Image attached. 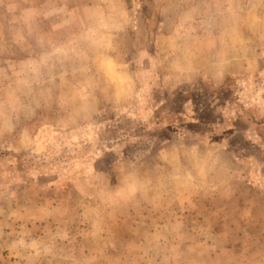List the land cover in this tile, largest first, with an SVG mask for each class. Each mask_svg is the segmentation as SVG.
<instances>
[{
    "label": "rangeland",
    "instance_id": "1",
    "mask_svg": "<svg viewBox=\"0 0 264 264\" xmlns=\"http://www.w3.org/2000/svg\"><path fill=\"white\" fill-rule=\"evenodd\" d=\"M262 112L264 0H0V264H264Z\"/></svg>",
    "mask_w": 264,
    "mask_h": 264
},
{
    "label": "clouds",
    "instance_id": "2",
    "mask_svg": "<svg viewBox=\"0 0 264 264\" xmlns=\"http://www.w3.org/2000/svg\"><path fill=\"white\" fill-rule=\"evenodd\" d=\"M134 69H135V64L132 65L133 74H134ZM190 71L195 72L196 70L190 69ZM175 78L177 80V84L174 87H176L180 91H183L185 88H191L192 90L208 91L212 95L216 96V95H218L219 91L223 90V89H217L216 91H214L213 88L209 85V83L204 79L199 80L196 83H192L191 80H188L187 82H185L184 80H181L179 78V76H177ZM129 84H130L129 93H127L125 96H122L119 100H117V103H120L121 100L129 99L131 96V91L135 90L136 88L139 87V84L137 83V81L135 79L130 78ZM141 92H146V89H141ZM155 97H156V99H158L160 101V103L156 105L157 108L161 109V111H164L165 109L168 108L169 97H166L164 95V93L161 92L159 89L156 90ZM113 99H116V98L113 97ZM125 111H127V109H125ZM222 111L225 113H231L232 115L235 114L232 111L231 106L224 107L222 109ZM261 115H264V112H262ZM259 118L260 117H257V119H259ZM186 126L189 127V129L191 131L196 132V133H199V132L204 130L197 124L196 121H192L190 124H186ZM4 131H11V128L6 125L3 129H0V134H3ZM137 132H138V134H145L143 131V128H138ZM157 134L162 136V137H167L169 135V131H168L167 127H164V128L159 129Z\"/></svg>",
    "mask_w": 264,
    "mask_h": 264
}]
</instances>
